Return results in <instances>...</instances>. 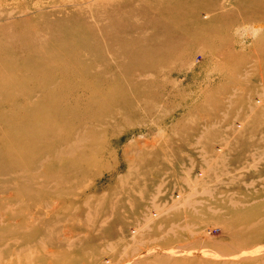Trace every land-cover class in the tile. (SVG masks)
Listing matches in <instances>:
<instances>
[{
	"label": "rangeland",
	"instance_id": "obj_1",
	"mask_svg": "<svg viewBox=\"0 0 264 264\" xmlns=\"http://www.w3.org/2000/svg\"><path fill=\"white\" fill-rule=\"evenodd\" d=\"M110 263L264 264V0H0V264Z\"/></svg>",
	"mask_w": 264,
	"mask_h": 264
},
{
	"label": "bare ground",
	"instance_id": "obj_2",
	"mask_svg": "<svg viewBox=\"0 0 264 264\" xmlns=\"http://www.w3.org/2000/svg\"><path fill=\"white\" fill-rule=\"evenodd\" d=\"M173 5V4H172ZM162 11H164V13H172V14H178V13H182L185 12L187 10V6L186 5H177V6H171V5H163L162 6ZM171 15V14H170ZM168 27V26H167ZM169 29V28H168ZM62 67V66H61ZM60 67V68H61ZM155 66H153L151 64V66H143L138 68L137 70L140 71V73H146L149 72L151 70H154ZM65 74L67 73V69L65 68L64 70ZM94 72H92L91 74L93 75V78H97L98 80L102 79L104 77V74L102 72H95V74H93ZM99 83L96 85H89L88 88L91 89L92 92V102L89 104L88 106V110L83 117H90L91 114H94V112H102L103 116L105 117L106 114L108 116H114L118 114V111L120 110L119 108H123V106L127 105H131V101L129 100V98L126 97V94L124 92V87L121 85L120 89L117 87H111L109 90L107 91H102V90H97V88L99 87V84L101 85V81H98ZM97 90V91H96ZM85 97V96H84ZM87 108V107H85ZM104 117H100L98 119H104ZM10 215V214H7ZM9 218V216H6ZM111 264V263H110Z\"/></svg>",
	"mask_w": 264,
	"mask_h": 264
}]
</instances>
